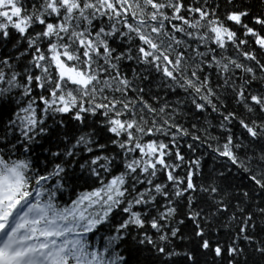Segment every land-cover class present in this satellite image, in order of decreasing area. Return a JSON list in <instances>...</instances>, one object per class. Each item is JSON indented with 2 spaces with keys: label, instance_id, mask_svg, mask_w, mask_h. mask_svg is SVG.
I'll list each match as a JSON object with an SVG mask.
<instances>
[{
  "label": "snow or ice",
  "instance_id": "6c2138e0",
  "mask_svg": "<svg viewBox=\"0 0 264 264\" xmlns=\"http://www.w3.org/2000/svg\"><path fill=\"white\" fill-rule=\"evenodd\" d=\"M0 264H264V0H0Z\"/></svg>",
  "mask_w": 264,
  "mask_h": 264
},
{
  "label": "trees",
  "instance_id": "16d2710c",
  "mask_svg": "<svg viewBox=\"0 0 264 264\" xmlns=\"http://www.w3.org/2000/svg\"><path fill=\"white\" fill-rule=\"evenodd\" d=\"M65 196H67V194H65Z\"/></svg>",
  "mask_w": 264,
  "mask_h": 264
}]
</instances>
